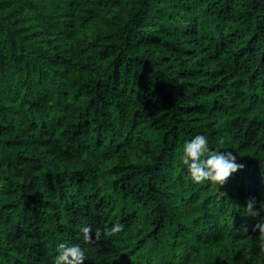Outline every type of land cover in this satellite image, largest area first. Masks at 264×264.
<instances>
[{
	"label": "trees",
	"instance_id": "obj_1",
	"mask_svg": "<svg viewBox=\"0 0 264 264\" xmlns=\"http://www.w3.org/2000/svg\"><path fill=\"white\" fill-rule=\"evenodd\" d=\"M198 132L222 185L186 177ZM259 216L264 0H0V264H264Z\"/></svg>",
	"mask_w": 264,
	"mask_h": 264
},
{
	"label": "clouds",
	"instance_id": "obj_2",
	"mask_svg": "<svg viewBox=\"0 0 264 264\" xmlns=\"http://www.w3.org/2000/svg\"><path fill=\"white\" fill-rule=\"evenodd\" d=\"M221 149L223 148L210 146V139L206 132H198L186 140L181 154L186 177L194 184L204 182L224 184L231 174L243 167V164L237 162L236 155L232 151H221ZM254 203L255 198H251L245 206L246 212L250 215H256L253 210ZM256 224L264 234V216H259ZM123 228L122 223H114L105 231L112 234L120 232ZM91 230V225L82 227L81 231L84 233L85 240L92 239ZM56 247L57 253L53 264H83L86 258L85 250L79 242L60 241Z\"/></svg>",
	"mask_w": 264,
	"mask_h": 264
}]
</instances>
